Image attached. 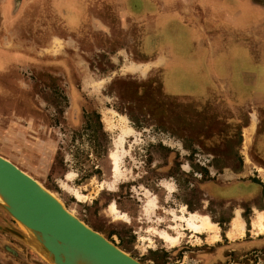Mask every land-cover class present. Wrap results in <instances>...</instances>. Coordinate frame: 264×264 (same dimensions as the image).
<instances>
[{
    "label": "rangeland",
    "instance_id": "rangeland-1",
    "mask_svg": "<svg viewBox=\"0 0 264 264\" xmlns=\"http://www.w3.org/2000/svg\"><path fill=\"white\" fill-rule=\"evenodd\" d=\"M226 13L194 0H0V156L143 264H264L251 224L264 211V26ZM92 110L104 138L85 123ZM217 178L243 192L216 197ZM191 213L217 237L188 228ZM236 215L245 229L228 238ZM0 264H53L1 206Z\"/></svg>",
    "mask_w": 264,
    "mask_h": 264
},
{
    "label": "water",
    "instance_id": "water-1",
    "mask_svg": "<svg viewBox=\"0 0 264 264\" xmlns=\"http://www.w3.org/2000/svg\"><path fill=\"white\" fill-rule=\"evenodd\" d=\"M0 194L6 203L0 206L29 228L26 234L53 264H73L75 257L89 264H143L69 213L53 194L2 156Z\"/></svg>",
    "mask_w": 264,
    "mask_h": 264
},
{
    "label": "crops",
    "instance_id": "crops-1",
    "mask_svg": "<svg viewBox=\"0 0 264 264\" xmlns=\"http://www.w3.org/2000/svg\"><path fill=\"white\" fill-rule=\"evenodd\" d=\"M194 1H198V2H200V4L206 5L208 7V10L211 12L212 11H222L224 13L227 12L226 14L228 15V17L231 20H234V19L238 20L239 26L241 28L249 25V23L256 24L257 27H260V26L263 27L264 26V0H194ZM53 38L58 39V37H50L47 40V42L44 44L43 48H38V47L33 46L32 51L36 54H40L42 52L46 53L45 52V49H46L45 45L49 44L50 43L49 41ZM62 41H63V43L64 42L69 43V40H62ZM245 59H246V61H248V59L245 58L244 53H242V61ZM161 60H162V56L158 55L155 59H153L151 61H147V62H143V63H139V64L148 65L147 66V70H148V68L150 66L158 64ZM235 73L237 74V76H241V77H244V75H245V73L243 71L242 72L237 71ZM136 74H138V73H136ZM243 139H244V136H243V128H242V143H243ZM248 144H247V146H248ZM247 146H246V148H247ZM242 149H243V145H242ZM242 153H243V151H242ZM261 156H262V159L264 160V150L262 151ZM262 167H264V166L262 165ZM236 173L239 174V171L234 172V174H236ZM238 182L239 181H235V183H238ZM214 183L213 184L216 185L215 187L219 188V190H217V192L215 190H213L216 197L222 198V196H224L223 198H227V196H229L231 194H240L241 192H243L241 187L236 185V186H233L234 189L232 188L234 191L229 192L226 195L225 193L227 191H229V190H227V188H228L227 185L232 184V183H225L221 179H218V178L216 179V181H214ZM213 184H212V186H213ZM222 184H224V186ZM212 186L210 184L208 186V188L210 190H212ZM224 189H226V190L223 192L222 190H224ZM261 201L264 204L263 198ZM244 229H245V224H244Z\"/></svg>",
    "mask_w": 264,
    "mask_h": 264
},
{
    "label": "bare ground",
    "instance_id": "bare-ground-1",
    "mask_svg": "<svg viewBox=\"0 0 264 264\" xmlns=\"http://www.w3.org/2000/svg\"><path fill=\"white\" fill-rule=\"evenodd\" d=\"M253 127H254V120H252L250 126L248 128L246 127L247 129H245V131H244V140H245L244 141V144H246L247 141L249 140L250 134H251V131H252ZM111 157H112L113 163H114L113 169L116 171V170H118V164H119L118 163V159H119V155L116 153V151H112L111 152ZM0 204H2V205L6 204L4 198L2 197L1 194H0ZM114 205L115 204L113 202L110 203L107 206V209H106L107 212L110 215H113L114 219L116 218V219H120V220L127 221V218H128L127 215H125L124 213L118 212L117 209H116V207ZM67 211L69 213H71L69 210H67ZM182 218L186 221V224H187L188 228H190L192 231H194L196 233H204V232H207V231H209V232H215L212 235L211 238L213 239V238H216L217 237V229H218V227L213 222H210L208 220H205L201 216H199L198 214H195V213H191L189 215V217H187V218L186 217L185 218L182 217ZM263 221H264V211L259 212V211L256 210L254 212V214L251 216V224H252V227L255 228L256 230L258 229L259 231L264 230V226H263V223H262ZM26 228H27L26 231H28L29 228L28 227H26ZM243 229H244L243 222L241 221L239 215H236L235 218L232 220L231 228H230V230H228L226 232V235H227L228 238H233L235 236L242 235L243 234V231H244ZM159 236L164 241H166L167 243H169L172 246L176 245L178 243V241H179V238L177 236L172 237L166 231H161L159 233ZM72 262H73V264H89L84 259H82L81 257H75L72 260Z\"/></svg>",
    "mask_w": 264,
    "mask_h": 264
},
{
    "label": "trees",
    "instance_id": "trees-1",
    "mask_svg": "<svg viewBox=\"0 0 264 264\" xmlns=\"http://www.w3.org/2000/svg\"><path fill=\"white\" fill-rule=\"evenodd\" d=\"M84 118L86 124L95 128V132L93 131V129H91V132H94L102 136L103 138L106 136V132L102 128V123L98 112L92 110L90 113H84Z\"/></svg>",
    "mask_w": 264,
    "mask_h": 264
}]
</instances>
